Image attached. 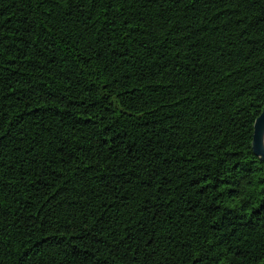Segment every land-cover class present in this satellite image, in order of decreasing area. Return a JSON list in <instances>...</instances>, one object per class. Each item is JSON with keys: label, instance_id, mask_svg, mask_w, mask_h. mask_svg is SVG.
Instances as JSON below:
<instances>
[{"label": "trees", "instance_id": "1", "mask_svg": "<svg viewBox=\"0 0 264 264\" xmlns=\"http://www.w3.org/2000/svg\"><path fill=\"white\" fill-rule=\"evenodd\" d=\"M264 0H0V264H264Z\"/></svg>", "mask_w": 264, "mask_h": 264}, {"label": "water", "instance_id": "2", "mask_svg": "<svg viewBox=\"0 0 264 264\" xmlns=\"http://www.w3.org/2000/svg\"><path fill=\"white\" fill-rule=\"evenodd\" d=\"M251 146L253 153L264 162V106L253 124Z\"/></svg>", "mask_w": 264, "mask_h": 264}]
</instances>
